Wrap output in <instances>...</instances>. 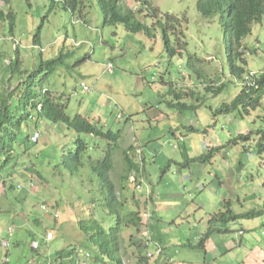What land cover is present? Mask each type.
<instances>
[{"label": "rangeland", "instance_id": "374dc122", "mask_svg": "<svg viewBox=\"0 0 264 264\" xmlns=\"http://www.w3.org/2000/svg\"><path fill=\"white\" fill-rule=\"evenodd\" d=\"M144 1L157 7L162 14L185 16L175 33L170 32L173 47L174 36L187 43L180 56L168 57L159 31L153 38L143 32L131 34L122 25L104 26L102 12L95 1L93 5L86 3L82 13L74 16L75 20H85L86 24L74 23L70 12L61 6L51 11L47 0L0 3V11L11 10L15 15L12 34L9 22H0V94L4 90L11 93L18 86V79L7 80L11 76L8 64L15 56L14 43L18 45L23 69L27 71L40 61L66 55L64 65L51 74L48 89L60 103L67 105L69 117L82 116L106 132L121 131L111 174L116 185L124 169L121 154L136 140L143 151L146 183L156 205L165 200L181 205L185 198L188 205L183 217L188 219L183 223L188 221L193 228H200L201 223L206 226L208 216L223 211L225 201L235 214L264 209V97L261 105L249 110L248 114L242 106L229 113L222 112V107L230 105L241 92L240 80L231 73L242 64L233 62L231 45L222 40L224 34L218 18L201 16L197 12V0ZM124 5L134 10L144 25L151 26V19L138 13L139 3L127 0ZM37 32L42 50L33 46ZM246 49L251 54L243 57L246 61L243 78L249 72L264 70V16L242 41L240 50L246 52ZM189 57L193 61L187 64ZM194 59H200V63L197 65ZM108 64L113 66L112 73L107 71ZM193 66L199 74L191 76ZM197 75L202 78L199 82ZM219 83L223 84V89L217 95L206 90ZM84 86L89 92L83 91ZM177 94L181 95L178 100ZM18 96L19 93L5 95L10 110L18 106ZM178 103L181 105L170 106ZM36 133L38 142L25 141V147L30 150L17 159L11 179L0 180L6 187L16 183L25 185L24 192L9 195L0 185V238H7L9 227L14 234L8 250L0 246L1 263L8 259L11 264H30L34 260L47 264L77 246L90 254L87 264H115L108 259H97L96 247L82 237L73 239L75 235L69 229L71 221L100 219L105 212L101 207L99 182L91 173L88 161L85 160V167L73 175L70 167L62 164L63 149L74 150L79 136L89 145L87 155L93 161L104 158L108 142L78 135L64 124L47 120L23 127L19 142ZM238 135H244L245 140H237ZM211 148L221 149L207 160H199ZM132 193V188L128 187L125 195ZM16 197H24V202L15 200ZM58 200V208L53 209ZM141 201L137 193L136 202L129 203L127 208L137 210ZM45 205L47 211L42 209ZM54 212L58 213V220L54 219ZM161 216L162 219L155 217V220L165 223L157 228L158 238L164 241L161 230L168 229L172 219L166 214ZM66 221L69 228L64 226ZM263 221L264 216H261L231 225L235 229L240 226L255 228L250 233L257 234L256 229ZM104 222L113 225L108 214ZM153 227L151 235L156 234ZM175 229L166 231L168 239L179 240L189 227ZM199 230L193 229V232ZM47 233L53 236L49 243L44 242ZM134 233L130 228L122 235L118 257L125 264H135L138 256L145 257L147 252H153L152 247L146 251L131 244L130 238H136ZM180 240L178 248L167 246L170 250L167 255L176 263L180 260L175 249H184L181 257H189V251L196 245L195 239ZM31 247L39 250L35 252ZM164 261L163 257L150 259L148 264H164ZM64 264H68L67 261Z\"/></svg>", "mask_w": 264, "mask_h": 264}, {"label": "trees", "instance_id": "16d2710c", "mask_svg": "<svg viewBox=\"0 0 264 264\" xmlns=\"http://www.w3.org/2000/svg\"><path fill=\"white\" fill-rule=\"evenodd\" d=\"M51 8L54 6L53 0H48ZM90 0H64L63 8H69L72 16L81 12L83 4ZM99 9L103 15L104 26H117L122 25L125 30L131 34H137L143 32L147 37H156L157 31L162 34V40L168 57H173L176 54H181L187 46V43L180 40L179 37L174 36L175 47L171 45L170 32L172 34L177 30L179 19L171 15H165V20L157 19L158 11L149 7L146 8L149 17L153 19L151 26H146L136 19L135 12L131 11L127 7L123 6V0H95ZM142 2L141 0H138ZM4 4H9L10 0H0ZM148 5L147 2H142V9L139 13L143 12L144 7ZM197 11L204 18L213 19L218 18L219 24L222 28L225 42H229L231 45V57L234 63H239L241 67L235 68L232 74L237 78L241 77L243 73V66L246 61L244 60V51H241L242 41L251 34L252 26L261 22L264 16V0H198ZM0 22H9V32L13 33L15 26V17L12 12L3 13L0 12ZM228 28L230 33H228ZM228 33V34H227ZM227 37V41H226ZM40 34L33 37V44L39 45ZM65 55H61L56 59L41 61L35 68V71L27 74L21 71V64L19 60L12 61L9 64V70L13 75L17 77H24L23 89L18 91L19 104L18 109L14 113H8V111L0 112V180L3 178L11 179L13 169L15 168L16 161L23 154L29 152V148H26L25 141L30 142V138L27 135L19 142V135L21 134L25 124L30 123L33 119V114H36L38 120L44 119L53 124H64L69 129H72L78 135L92 136L100 138L108 142V149L104 158L98 161H91L89 167L91 173L98 179L99 190L102 197V205L105 215L100 218H92L87 220H78L77 218L72 222V225L68 226V222L64 223V226L68 227L74 240L83 238L94 245L98 252V257L101 260L108 259L115 264H122V259L118 257L120 255L122 235L126 229L132 228L136 233H139L142 226L141 210L130 211L124 202L120 200V194L110 177V173L113 170V152L117 147V143L121 137V132L113 133L111 131H103L101 128L91 124L88 120L81 116H75L71 118L67 115V106L55 100L52 92L48 89L50 86L51 74H53L59 67L64 65ZM188 58L187 64H190L193 59ZM196 58V57H195ZM198 61V59H194ZM42 75H37L40 72ZM191 72L199 74V71L193 66ZM256 88L246 87L241 89V92L236 96L230 105L222 107L221 111L229 113L235 111L239 106L243 107L246 114L249 110H255L261 105L262 98L264 97V72L255 79ZM222 88V87H221ZM221 88L213 92L212 87L206 88V90L214 95H217ZM185 96H188L186 93ZM181 95H175L178 100ZM171 104L170 106H180ZM184 105V104H183ZM6 107L5 104L2 108ZM40 107V110L38 108ZM37 125V122L34 123ZM244 135H238L237 140H245ZM249 137V136H246ZM232 142V141H231ZM17 146V147H16ZM74 150H70L64 153L62 156V164L66 167H70L71 174L78 173L85 167V160L90 161L91 157L87 155L89 145L85 140L79 138L74 142ZM17 148L21 150L18 151ZM221 148H211L206 155L199 158V160H207L215 152H218ZM23 150V151H22ZM15 152V153H14ZM18 153V154H16ZM15 154L18 157H15ZM126 163V176L132 171L137 170V167L132 163L127 153H124ZM69 163V165H67ZM24 171H22L23 173ZM32 175H36L32 172ZM3 185L7 195L17 192L16 187L8 184L7 187L3 182ZM24 192V191H23ZM18 193H22L18 191ZM24 197H16L15 200L19 202L23 201ZM107 214L112 217L113 225L108 226L105 224L104 219ZM264 216V209L258 211H251L243 214H235L228 206V203L224 207L223 212H218L210 215L207 221V230L203 233L200 241L196 245V249L205 250L210 237L216 233H221L224 227L230 226L237 221L254 220ZM242 226H240L241 229ZM79 236V237H78ZM264 242V241H263ZM72 252L60 254L59 259L61 263L73 264V256H69ZM146 257H140L138 264H147ZM71 261V262H69Z\"/></svg>", "mask_w": 264, "mask_h": 264}, {"label": "clouds", "instance_id": "9594fccd", "mask_svg": "<svg viewBox=\"0 0 264 264\" xmlns=\"http://www.w3.org/2000/svg\"><path fill=\"white\" fill-rule=\"evenodd\" d=\"M48 1V0H47ZM93 1H95V0H90V1H86V2H84V4H83V8L85 7V5H86V3H91L92 5H93ZM127 0H123L122 1V4H123V6H125L124 5V3L126 2ZM137 3H139V5H140V9L138 10V13H139V11L142 9V2L144 1V0H141L142 2H140V1H138V0H135ZM198 1V0H197ZM49 2V1H48ZM53 2L55 3L54 4V6H53V8H51V6H50V10L52 11L55 7H58V6H61V7H63V5H64V0H53ZM96 2V1H95ZM145 2H147V1H145ZM0 3H2V2H0ZM148 3V2H147ZM2 4H4V3H2ZM49 4H50V2H49ZM96 4H97V2H96ZM6 5V4H5ZM91 6V5H90ZM98 6V5H97ZM125 7H127V6H125ZM147 7H149V8H151V9H153V10H157L158 11V18L157 19H161V20H165V15H171V16H174V17H176L177 19H179V23L181 22V20H182V18H185V16H183L182 18H179L177 15H174V14H169V13H166V14H162L160 11H159V9L157 8V7H153V6H151V5H147L146 7H144V9H143V12L142 13H139V14H143L144 13V18L145 19H147V18H149V19H151V23H153V19L151 18V17H149V16H147L146 17V15H148V11L146 10V8ZM83 8H82V10H81V12H79L78 14H81L82 13V11H83ZM128 9H130L131 11H133V12H135L134 10H132L131 8H129V7H127ZM65 10H68L69 11V8H66ZM0 12H3V13H9V12H12L11 10L10 11H8V12H4L3 10L2 11H0ZM70 12V11H69ZM198 12V11H197ZM13 13V12H12ZM14 14V13H13ZM71 14V13H70ZM137 15V13L135 12V16ZM14 17H15V15H14ZM71 17H72V21L74 22V23H77V22H81V23H83V24H86L87 22L84 20V21H82V20H75V18H74V16H72L71 15ZM74 18V19H73ZM136 19H137V17H136ZM138 20V19H137ZM139 22H141L140 20H138ZM142 23V22H141ZM220 25V24H219ZM224 36H226V34L224 35ZM33 42V41H32ZM33 46L34 47H38L40 50H42V48H41V45H40V42H39V45H34L33 44ZM187 47V46H186ZM185 47V48H186ZM186 50V49H185ZM246 52H244L246 55H248V54H251V52L248 50V49H246L245 50ZM183 52V51H182ZM14 53H15V56H14V58L11 60V61H9V64L12 62V61H15L16 59L17 60H19V62H20V64H21V67H20V69H21V71H23V72H25V73H27V74H30V73H32V72H34L35 71V68L38 66V65H36L32 70H29V71H27V70H24L23 69V64L21 63V61H20V59H19V54H20V52H19V48H18V45H16V43H14ZM182 54V53H181ZM184 54V53H183ZM177 55H179L180 56V54L178 53ZM182 56V55H181ZM59 57V56H58ZM67 56L65 55V58H66ZM64 58V59H65ZM200 59H198V61L196 62V64L198 65V63H200V61H199ZM41 62V61H40ZM39 62V63H40ZM38 63V64H39ZM9 64H8V68H9ZM107 71L109 72V73H112L113 72V66H112V64H108V66H107ZM263 72H264V70L263 71H259V72H249L244 78L243 77H240V78H237L236 76H234L232 73V76H234L235 78H237V79H239L240 80V82H241V88H243V89H245L246 87H254V88H256V84L254 83L255 82V79L256 78H258L259 76H261V74H263ZM9 73H10V78L9 79H7L8 80V82H10V81H12V80H16V79H18V81H16V83H17V85L18 86H16L15 88H14V90L11 92V93H9L7 90H4V92L3 93H1L0 94V112L1 111H8V113H14L17 109H18V106L17 107H14V108H11V110L9 109V107H8V103H7V101H6V99H5V95H7V96H10L11 94H15V93H18V91H21L22 89H23V86H22V83H23V79H24V77H17L16 75H13L12 73H11V71L9 70ZM38 75V74H37ZM194 74H192L191 76H193ZM51 79V78H50ZM197 79H198V82H199V80H201L202 78H199V76L197 75ZM213 82V81H212ZM222 87V88H221ZM220 89L221 88V90L223 89V84L221 83H219V85L217 86V87H214L213 86V92L214 91H216L217 89ZM220 90V91H221ZM16 91V92H15ZM83 91H85V92H89V89L86 87V86H84L83 87ZM52 92V91H51ZM52 94H53V96L55 97V100L57 101V102H59L57 99V97H56V95L52 92ZM18 99H19V97H18ZM3 104H5V106L6 107H4V108H2V105ZM18 104H19V100H18ZM67 106V105H66ZM38 110H40V107L38 108ZM82 117V116H81ZM84 118V117H83ZM118 119H121V116H118L117 117ZM86 119V118H85ZM40 120H44V119H40ZM86 120H88V119H86ZM89 121V120H88ZM37 122V124H38V122H39V120L37 119V117H36V114L34 113L33 114V119H32V121L30 122V123H26L25 124V128H27L28 127V125L29 124H34V123H36ZM34 126H36L35 124H34ZM96 126V125H95ZM96 127H98V126H96ZM98 128H100V127H98ZM102 129V128H101ZM103 130V129H102ZM104 131V130H103ZM112 132V131H111ZM118 132V131H117ZM116 132V133H117ZM121 132V131H120ZM21 135V134H20ZM29 136V135H28ZM30 138V137H29ZM38 138H39V135L36 133L35 135H33L31 138H30V141H32L33 143H37L38 142ZM118 144H119V141H118V143H117V147L115 148V150L116 149H118ZM108 145V144H107ZM17 147V146H16ZM176 146H174V148H175ZM177 147L179 148V145L177 144ZM108 149V148H107ZM71 149H66V148H64L63 149V151H64V153H67L68 151H70ZM89 150H90V148H89ZM89 150H88V152H89ZM93 150V149H92ZM115 150H114V152H115ZM88 152H87V154H88ZM114 152H113V170H114ZM15 153V152H14ZM124 153H127V155L129 156V158L132 160V163L137 167V170H135V171H132L130 174H129V176H126V174H125V171H126V163H125V156H124ZM16 154H18V153H16ZM15 154V155H16ZM135 155L137 156V157H135ZM121 156H122V158H123V162H124V169H123V172H122V175L120 174V176L118 177V180L120 181V183H118L117 185H116V183L113 181V179H112V176H111V174H112V172H113V170H112V172L110 173V177H111V179H112V181L114 182V184H115V186H116V188H117V190H118V192H119V194H120V200H122L123 202H124V204L126 205V207H127V205L130 203V205H131V203H135L136 202V194L138 193V194H140V196H141V207H139L138 209H140L141 210V220H142V226H141V228H140V231H139V233H134L135 234V236H136V238L135 239H133V238H130V240H132V242H131V244H133L135 247H139V248H141V249H145L146 251L150 248V247H152V249H153V252H147L146 253V258L148 259L147 260V264L149 263V260L150 259H152V260H155V259H160L161 257H163L164 259H165V261H164V264H174L175 263V261L171 258V257H169V256H167V254L165 253V250H164V246L160 243V241H157V240H153L152 239V235L150 234V233H147V232H145V233H143L144 232V230L146 229V226L148 225V223L150 222V220L152 219V216H153V214H152V212H151V210H150V207H152V201H153V193H152V191L148 188V185H147V183H146V181H147V176H146V170H145V160H144V157H143V151H142V149L140 148V146L138 145V142L135 140L134 141V144H131V145H129V147L128 148H126L125 150H124V152L121 154ZM91 161H93L92 160V158H91V160L90 161H88V164L91 162ZM143 161H144V163H143ZM93 162H95V161H93ZM89 169H90V167H89ZM91 171V170H90ZM14 186V185H13ZM32 185H30V187H31ZM15 187H16V190H18V191H20V192H23V191H25V185H21V183H16V185H15ZM128 187H130V188H132V190H133V193H132V195L131 196H126L125 195V192H126V189L128 188ZM144 191L145 190V192L143 193H141V191ZM58 203H59V200L55 203V206H53L52 208L53 209H55V208H58ZM224 204H227L226 203V201H225V203ZM150 206V207H149ZM225 207V206H224ZM224 207H223V211H224ZM42 209L43 210H45V211H47V209H48V207L45 205L44 207H42ZM137 209V210H138ZM130 210V209H129ZM130 211H132V210H130ZM136 211V210H135ZM223 211H220V212H223ZM53 217H54V219L55 220H58L59 219V215H58V213L57 212H54L53 213ZM210 217V216H209ZM90 219H92V218H90ZM209 219V218H208ZM241 228H243V226L241 227ZM130 229V228H129ZM240 229V228H239ZM126 230H128V229H126ZM125 230V231H126ZM242 230V229H241ZM6 233H7V238L6 239H1L0 238V246L2 247V248H4V249H9V247L11 246V242H12V239L14 238V234H13V228L12 227H9V228H7V230H6ZM244 232L243 231H240V234L242 235ZM2 235V234H1ZM1 235H0V237H1ZM132 235V234H131ZM203 235V234H202ZM202 235H201V237H202ZM262 236L264 237V232L262 233ZM52 239H53V236H52V234L51 233H47V235H46V239H44V242H46V243H49V242H51L52 241ZM201 239V238H200ZM35 241V237L33 238V241L32 242H34ZM200 241V240H199ZM198 241V242H199ZM136 242V243H135ZM196 245H197V243H196ZM196 245H194L193 246V248H195L196 247ZM32 248V250L33 251H35V252H37L39 249L38 248H36V247H31ZM70 252H72V254H69V256H73V259H74V261H73V263H76V264H87V261L88 260H90V258H91V256H90V254L89 253H87V252H85L84 250H82L81 248H79V247H74ZM70 252H67V253H70ZM120 252H121V250H120ZM62 253H64V252H62ZM61 253V254H62ZM120 255H121V253H120ZM6 256H7V253L5 254V256H4V258H6ZM36 256V255H35ZM59 257H60V255L57 257V258H54V259H52V260H50L47 264H62L61 262V259H59ZM140 257H144V256H138L137 258H136V263L135 264H138V262H139V259H140ZM97 259H100L99 257H97ZM5 260V259H4ZM4 260H2V261H4ZM34 264H38V260H34V261H32ZM32 262L30 263V264H32ZM0 263H1V261H0ZM2 264V263H1ZM3 264H11V262L7 259V262L5 263H3ZM122 264H125L123 261H122Z\"/></svg>", "mask_w": 264, "mask_h": 264}, {"label": "crops", "instance_id": "0c3cea01", "mask_svg": "<svg viewBox=\"0 0 264 264\" xmlns=\"http://www.w3.org/2000/svg\"><path fill=\"white\" fill-rule=\"evenodd\" d=\"M139 145V144H138ZM184 203L178 205V203H172L165 200L163 203L156 205L155 200L152 201V207L150 210L153 214L152 219L146 226V229L143 233H150V230L153 228L156 230V234L152 235V239L160 241L164 246L165 253H170V250L167 246H172L173 248H178L180 245V239H187L191 241L195 239L196 243L201 238V235L207 230V225L203 226L204 223H201L200 228H193L191 223H183L188 217H183L184 210H187V201L184 198ZM202 210V206H200ZM162 214H166L171 220L170 227L167 229L163 227L161 230L162 237L164 241L158 238V225H164L165 223L162 220L157 221L156 218L162 219ZM209 217V216H208ZM167 218V217H166ZM153 221V225L151 222ZM178 221L181 223L179 224ZM180 226V227H179ZM184 226L189 227V230L185 232V235L179 240H170L166 236V231L181 230ZM200 229L199 232L194 233L193 229ZM165 229V231H164ZM242 229V230H241ZM235 229L233 225L224 227L221 233H216L210 237L207 244L205 245V250L192 249L189 251L191 256L181 257L184 253V249H175L176 254L179 255L180 262L174 264H264V237L262 233L264 232V221L263 224L257 227V234H251L255 228L247 227ZM240 231L244 233L241 235ZM189 245V244H188ZM168 256V255H167ZM169 257H172L171 255Z\"/></svg>", "mask_w": 264, "mask_h": 264}]
</instances>
